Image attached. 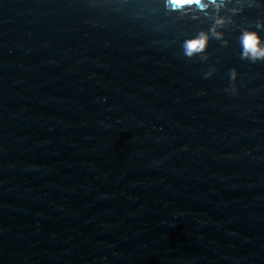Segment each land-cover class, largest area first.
Instances as JSON below:
<instances>
[{"label":"water","instance_id":"95a60500","mask_svg":"<svg viewBox=\"0 0 264 264\" xmlns=\"http://www.w3.org/2000/svg\"><path fill=\"white\" fill-rule=\"evenodd\" d=\"M257 17L202 62L159 0H0V264H264Z\"/></svg>","mask_w":264,"mask_h":264},{"label":"clouds","instance_id":"9594fccd","mask_svg":"<svg viewBox=\"0 0 264 264\" xmlns=\"http://www.w3.org/2000/svg\"><path fill=\"white\" fill-rule=\"evenodd\" d=\"M165 13H177L181 18L198 20L200 16L210 18L207 28H198L180 41L181 53L185 58L198 57L200 61L208 59L207 49L210 40H217L221 46L229 43L226 29L235 23L245 8H259L264 0H159ZM264 19L257 17L245 25L238 27L236 39L240 48V59L250 63L264 62ZM210 72L203 74L208 79ZM235 68L230 70L229 85L226 93L236 95L239 92Z\"/></svg>","mask_w":264,"mask_h":264}]
</instances>
